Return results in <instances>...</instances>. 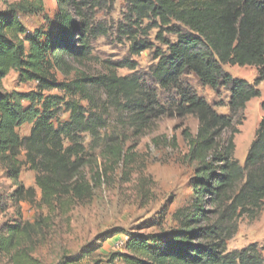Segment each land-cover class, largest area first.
<instances>
[{"label": "trees", "instance_id": "16d2710c", "mask_svg": "<svg viewBox=\"0 0 264 264\" xmlns=\"http://www.w3.org/2000/svg\"><path fill=\"white\" fill-rule=\"evenodd\" d=\"M58 1L59 12L33 32L14 9L0 10V161L16 182L24 165L35 171L40 199L36 200L34 188L22 185L14 198L48 210L34 223L15 221L0 229V253L13 264H34L32 243L43 222H51L56 213L66 215L93 197L94 188L84 173L91 153L83 135H90L94 146L104 141L106 108L114 107L129 117L137 131L164 113L156 90L136 74L121 76L111 70L91 76L74 66L90 53L89 39L95 36L93 10L113 0ZM127 2L128 23L120 25V32L134 39L132 50L140 54L151 45L137 39L138 31L147 34L153 27L159 29L157 38L166 49H157L152 77L161 88L175 89L180 114H193L199 120L196 135L185 130L187 158L197 162V168L191 178L195 199L174 212L177 226L150 237L135 235L126 242V252L113 257L124 264H264V245L227 248L238 231V219L255 218L264 208V117L244 163L235 158L234 141L240 112L261 96L259 84L264 82V0ZM145 20L149 24L143 28ZM227 64L255 66L258 75L254 82L234 77L225 69ZM124 66L135 69L131 62ZM12 69L18 70L21 81L36 82L37 90L20 94L4 90L2 81ZM74 71L73 79L59 80V73L68 76ZM186 74H194L213 90L227 88L230 114L217 112L183 80ZM53 89L80 96L88 106L58 94L44 96ZM24 100L39 101L40 112L26 109ZM63 106L69 119L55 125ZM25 121L32 127L28 135L20 136L17 127ZM225 131L231 135L222 140ZM108 152L114 159L122 158L118 145L110 144ZM210 206L217 210L211 212Z\"/></svg>", "mask_w": 264, "mask_h": 264}, {"label": "rangeland", "instance_id": "374dc122", "mask_svg": "<svg viewBox=\"0 0 264 264\" xmlns=\"http://www.w3.org/2000/svg\"><path fill=\"white\" fill-rule=\"evenodd\" d=\"M5 9H14L29 32L46 24L47 17L53 19L60 10L58 0H0V10ZM127 13V0H113L95 8L91 20L95 36L89 39L90 53L83 60L74 62V66L91 76L111 70L121 76L136 74L146 86L156 90L164 113L154 116L137 131L129 117L114 107L106 108L107 125L101 132L104 141L94 146L90 135H83L85 146L91 153V163L85 167L84 173L94 188L93 197L76 204L68 214L56 213L51 222H43L32 243L34 264H124L113 255L126 252L128 240L135 235L150 237L175 228L174 212L195 199L191 178L197 162L187 158L189 144L185 130L196 135L199 120L193 114H180L176 109L180 97L175 89L161 88L152 77L153 67L158 62L155 53L159 48L166 49L157 38L159 29H146L147 34L138 31L137 39L147 40L151 47L135 54L132 50L134 39L120 32V25L128 23ZM148 22L144 21L143 28ZM166 36L176 39L168 33ZM128 62L133 63L135 69L124 66ZM224 67L234 77L249 82H254L258 75L255 66L227 64ZM75 75V71L68 76L59 73L58 78L71 80ZM183 80L206 98L217 112L230 114L231 92L227 88L213 90L194 74H186ZM36 84L34 81H21L18 70L12 69L2 81V88L17 94L30 93L37 90ZM259 88L261 96L247 103L237 118L240 123L235 124L239 130L234 135L235 158L241 163H244L264 117V82L259 84ZM52 94L88 106V101L80 96H71L58 89L44 92V96ZM22 103L32 112L41 110L39 101L31 103L24 100ZM69 116L65 107H61L55 125L68 120ZM31 127L32 122L25 121L17 127V132L20 136L28 135ZM230 135L231 131H225L222 140ZM110 144L122 149L120 160L109 154ZM20 159H25L23 154ZM35 178V171L24 165L16 182L0 161V229L15 221L34 223L39 214L48 213L45 207L14 198L22 185L25 189L34 188L38 201L41 191ZM209 210L214 212L217 207L210 206ZM251 243L264 245V208L255 218L244 216L238 219V231L228 241L227 248L229 251L239 250ZM0 264L13 263L8 255L0 253Z\"/></svg>", "mask_w": 264, "mask_h": 264}]
</instances>
